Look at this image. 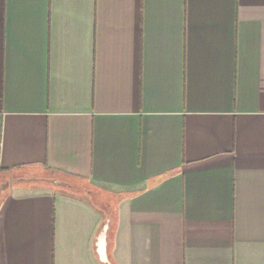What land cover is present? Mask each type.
<instances>
[{"label": "crops", "instance_id": "crops-1", "mask_svg": "<svg viewBox=\"0 0 264 264\" xmlns=\"http://www.w3.org/2000/svg\"><path fill=\"white\" fill-rule=\"evenodd\" d=\"M0 264H264V0H0Z\"/></svg>", "mask_w": 264, "mask_h": 264}, {"label": "rangeland", "instance_id": "rangeland-1", "mask_svg": "<svg viewBox=\"0 0 264 264\" xmlns=\"http://www.w3.org/2000/svg\"><path fill=\"white\" fill-rule=\"evenodd\" d=\"M34 187H38V186H34ZM104 199V198H103ZM99 204H102V203H100V201H97Z\"/></svg>", "mask_w": 264, "mask_h": 264}]
</instances>
